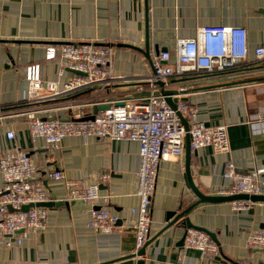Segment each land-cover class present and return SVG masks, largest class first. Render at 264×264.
Here are the masks:
<instances>
[{
    "label": "crops",
    "instance_id": "1",
    "mask_svg": "<svg viewBox=\"0 0 264 264\" xmlns=\"http://www.w3.org/2000/svg\"><path fill=\"white\" fill-rule=\"evenodd\" d=\"M205 24L243 26L248 47L243 65L251 70L233 80L199 76L184 96L205 124L226 125L227 150L204 145L190 151L195 186L204 194H217L229 182L223 176L227 161L240 172L264 168V59L254 54V47L264 43V0H0V155L12 148L26 150L39 168L34 178L56 200L67 201V190L64 178L49 175L54 169L83 184L98 183L105 196L102 205L118 215L117 227L102 232L87 224L89 205L47 206L45 225L26 231L20 243L7 246L0 238V264H139L138 258L141 264L264 261V249L246 243L251 231L264 227V200L250 199L246 208L236 210L229 200L201 201L191 207L185 216L191 224L214 232L217 253L184 247L180 239L185 226L167 225V211H179L197 200L186 176L184 147L181 154L159 162L149 238L144 253L133 255L135 214L130 209L138 204L139 142L72 134L49 148L43 137L31 139L26 116L19 112L28 88L26 66L38 63L40 78L55 81L59 88L75 74L61 70L59 57L45 58L47 44L94 40L112 45L111 73L120 77L103 88L42 102L49 107L37 112L40 117L87 116L93 105L53 106L68 97L91 101L127 93L147 95L152 70L148 56L162 47L173 53L178 38L194 36Z\"/></svg>",
    "mask_w": 264,
    "mask_h": 264
},
{
    "label": "built area",
    "instance_id": "2",
    "mask_svg": "<svg viewBox=\"0 0 264 264\" xmlns=\"http://www.w3.org/2000/svg\"><path fill=\"white\" fill-rule=\"evenodd\" d=\"M247 32L243 26L229 24H205L199 26L192 37L178 38L175 50L159 49L151 58V72L147 77L150 92L145 96L124 94L113 99L83 101L74 97L62 99L53 107H84L100 102L109 106L82 118L80 113L72 117H40L37 112L48 108L42 102L84 89L103 88L109 80L118 78L111 73L113 47L109 43L94 40H66L45 46V58L59 57L62 68L77 70L58 87L53 80L39 76V64L26 66L28 82L23 108L19 112L26 116L30 137H43L47 147L54 148L65 135L96 136L112 139H131L139 142V167L137 169L136 194L138 204L130 210L135 214V251L149 238L151 221V197L155 189L159 162L171 155L183 152L186 132L190 136V147L211 145L216 150H227L229 142L225 124L207 125L198 117L197 108L183 99L192 89L199 76L233 80L251 71L243 65L247 57ZM258 59H264V43L254 47ZM170 77H175L174 81ZM174 83L177 97L175 108L171 107L160 91L158 81ZM244 83V82H241ZM141 89V86H137ZM45 104V103H44ZM181 117L187 121L186 129ZM11 138V129L6 131ZM38 166L24 149L12 148L0 155V238L4 244L20 243L26 231L38 230L45 225L47 206L37 205L51 200V194L41 180L35 179ZM49 175L64 178L66 200L81 199L90 206L87 224L99 231L109 232L117 227L118 215L102 205L105 196L99 192L98 183L83 184L80 180L65 177L62 170L54 169ZM223 176L228 184L217 190L218 195L236 193L261 194L264 185V168L240 172L231 161H227ZM33 203L27 209L21 206ZM233 209H243L250 199L229 200ZM99 204L98 208L93 207ZM249 248H264V227L253 230L247 237ZM184 247H192L209 253H217L218 246L210 234L195 227L185 229ZM240 264H264L240 262Z\"/></svg>",
    "mask_w": 264,
    "mask_h": 264
},
{
    "label": "water",
    "instance_id": "3",
    "mask_svg": "<svg viewBox=\"0 0 264 264\" xmlns=\"http://www.w3.org/2000/svg\"><path fill=\"white\" fill-rule=\"evenodd\" d=\"M159 49H165V48L162 47V48H159ZM159 49L155 50V54L158 53ZM148 58H149V62L151 64V57L148 56ZM73 71L75 73H78V74H83L82 72L77 71V70H73ZM158 84L160 86V93L162 95H164V98L166 99L167 103L171 107L175 108V102L177 100V97L171 96V94L172 93H176V89H174V88H165L164 87V83L161 80L158 81ZM91 90H93L92 87L88 88L86 90H83V91L85 92V91H91ZM182 98L185 99L184 96ZM108 106H109V103H107V102H100V103L94 104L93 107H92V114L87 115V116H83L82 118L92 117L93 114H95L98 110L107 108ZM181 120H182L185 128L187 129L188 125H187L186 119L184 117H181ZM184 149H185V171H186L187 180H188L189 186L192 188V190L197 195V200L194 203H192L191 205H189L186 208H183V209H181L179 211H177V210H169V211H167V215H166V219L168 220V224L167 225H171L172 223L177 222L181 226H185V229L188 228V227H195V228H199V229H204L214 239V232H212L210 230H207L204 227L191 224L188 221V217L185 216V214L191 209L192 206H194L195 204H197L198 202H201V201H225V200H231V199H235V198H245V199L248 198V199H251V200H264V194H247V193H236V194H230V195L204 194L203 192L198 190V188L195 186V184L193 182L192 169L190 167V151H191L190 136H189L188 132H186L185 137H184ZM35 204L44 205V206L66 204V205H70V206H73V207H80V206H83V205H89L88 203L83 202L81 199H71L69 201L56 200L54 196H52L51 200L40 201V202H37ZM31 205H33V203H27V204L22 205L21 208L22 209H27ZM93 207L98 208L99 205H94ZM262 226H264V224ZM184 234H185V232H184ZM184 234H183L182 238L180 239V243L183 242ZM145 244L142 247H140L137 251H135L133 253V255H141V254H143L144 253ZM141 262H142V259L138 258L137 263L141 264Z\"/></svg>",
    "mask_w": 264,
    "mask_h": 264
}]
</instances>
